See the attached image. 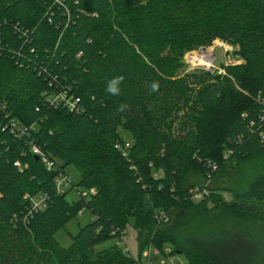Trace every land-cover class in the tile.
<instances>
[{
	"label": "trees",
	"instance_id": "16d2710c",
	"mask_svg": "<svg viewBox=\"0 0 264 264\" xmlns=\"http://www.w3.org/2000/svg\"><path fill=\"white\" fill-rule=\"evenodd\" d=\"M217 39L238 45L243 62L181 73L187 52ZM62 90L80 98L79 112L46 102ZM263 136L264 0H0V264H138L118 245L96 248L128 226L141 247L170 243L189 264H264L247 229L194 235L175 215L208 201L193 203L188 190L216 175L214 164L264 154ZM127 142L125 157L116 146ZM32 143L59 169L37 160ZM72 165L75 186L96 188L89 198L57 192V174ZM209 189L217 200L220 186ZM231 191L260 216L264 169ZM39 194L46 205L29 214ZM84 209L94 219L63 247L56 233ZM159 210L171 223H159Z\"/></svg>",
	"mask_w": 264,
	"mask_h": 264
},
{
	"label": "rangeland",
	"instance_id": "374dc122",
	"mask_svg": "<svg viewBox=\"0 0 264 264\" xmlns=\"http://www.w3.org/2000/svg\"><path fill=\"white\" fill-rule=\"evenodd\" d=\"M239 50L238 45L217 39L210 45L200 46L187 52L184 57L185 66L181 73L196 72L201 74L208 72L211 74H225L226 66L243 62ZM196 56L207 63H200ZM220 169L221 165L218 164L216 175L214 172V174L207 176L201 185L196 182L194 176L191 177L189 184L195 182L198 184L188 190V195L190 194L191 196L190 200L193 203H199L205 195H208V201L198 207L188 206L189 209L185 207L177 210L175 213L179 217L177 220L180 219L179 222L184 224L187 232L194 235L210 234L218 231L217 229L219 228L228 226L240 230L247 229L253 234L252 240L264 251V202L256 205V210L260 214L258 216L253 213L254 211L251 210L249 212L244 209L243 206L246 205L239 209L234 203L233 192L231 191L245 189L249 182L264 169V154L253 156L250 160L243 163L227 162L223 165V170L220 171ZM66 172L73 177L75 183L80 181L81 175L75 166H69ZM214 185L220 186V191L217 195L218 201L214 198H209V188L214 187ZM82 189L83 187L81 186L71 189L67 196L68 199L79 198V190ZM199 189V195L192 196V192H196ZM25 197L30 199L31 195L26 193ZM93 219L94 215L89 210L84 209L78 217L68 223L66 228H62L56 233V239L63 247H69L72 244V235H75L81 227L90 223ZM171 220L172 213H168V220L162 221V224H169ZM126 232L127 245L122 242L119 243L121 237L116 236L99 244L96 247L97 250L118 245L126 255L137 260L138 264H146L148 259H151L152 264H162V261L165 262L164 264H189L187 256L183 253H177L172 244L166 243L164 247H159L151 242L141 247L137 231L128 226ZM127 248L130 250H127ZM167 249L172 252L167 253ZM150 250L151 253L149 252Z\"/></svg>",
	"mask_w": 264,
	"mask_h": 264
},
{
	"label": "built area",
	"instance_id": "2783aa9c",
	"mask_svg": "<svg viewBox=\"0 0 264 264\" xmlns=\"http://www.w3.org/2000/svg\"><path fill=\"white\" fill-rule=\"evenodd\" d=\"M46 102L50 105V106H54L55 108H64V109H68L70 111H80V98L74 94H70L68 93L67 90H62V91H57L53 94H51L50 96L47 97ZM12 126H13V132H15L16 134L23 136L25 135V133L28 130V127L24 126H18L16 124V121L12 120ZM33 125H31L32 127ZM264 138V136H263ZM118 149H120L122 151V154L125 157L129 156V149L131 147V143L127 142L124 146L121 145H117L116 146ZM31 151L33 152V154L35 156H38L39 159L45 164V166L47 167L48 170H54V169H59L58 163L55 159L51 158L39 145L32 143L31 144ZM225 156H227L225 154ZM14 165L17 166L20 170H23L24 167H27V165H23L19 160H16L14 162ZM213 168L216 169L217 168V164L213 165ZM55 183H56V188H57V192L58 193H65L66 191L73 189L74 187H76L74 185V181H73V177L68 174L66 171H62L60 170L59 173L57 174L56 178H55ZM199 190H197V194H195L196 192H192V196L194 195H199ZM97 192L95 187L89 188V189H82L79 190V195L81 197L84 198H89L91 195L95 194ZM204 198V197H203ZM46 201H47V196L46 194H39L36 195L34 197H32V209L30 210L31 214L33 211H37L40 209H43L44 206L46 205ZM83 211H81L80 213H82ZM155 218L159 221V223H162V221L164 220H168V213L162 210L156 211L155 212ZM113 234H115L116 236H120L121 240L119 241V243H123L127 245V241L125 239V235L127 234L126 229L120 230H113L112 231ZM127 250H130L129 248H127ZM167 253L168 252H172L170 250H166ZM151 253V250L149 251ZM147 255V254H145ZM165 262L162 261V264H164ZM146 264H152L151 259H148V261H146Z\"/></svg>",
	"mask_w": 264,
	"mask_h": 264
},
{
	"label": "clouds",
	"instance_id": "9594fccd",
	"mask_svg": "<svg viewBox=\"0 0 264 264\" xmlns=\"http://www.w3.org/2000/svg\"><path fill=\"white\" fill-rule=\"evenodd\" d=\"M124 77L118 76L114 77L111 80L108 81L106 91L111 95H119L120 94V87L119 85L123 82ZM151 90L152 91H158L159 90V83L157 81H153L151 84Z\"/></svg>",
	"mask_w": 264,
	"mask_h": 264
},
{
	"label": "bare ground",
	"instance_id": "6f19581e",
	"mask_svg": "<svg viewBox=\"0 0 264 264\" xmlns=\"http://www.w3.org/2000/svg\"><path fill=\"white\" fill-rule=\"evenodd\" d=\"M196 59H198V60L200 61V63H205V64L207 63V62H205L203 59H201L200 57H197V56H196ZM206 59H207V58H206Z\"/></svg>",
	"mask_w": 264,
	"mask_h": 264
},
{
	"label": "water",
	"instance_id": "95a60500",
	"mask_svg": "<svg viewBox=\"0 0 264 264\" xmlns=\"http://www.w3.org/2000/svg\"><path fill=\"white\" fill-rule=\"evenodd\" d=\"M36 159L38 160V159H39V157H38V156H36ZM177 253L181 254V253H182V251H180V250H177Z\"/></svg>",
	"mask_w": 264,
	"mask_h": 264
}]
</instances>
